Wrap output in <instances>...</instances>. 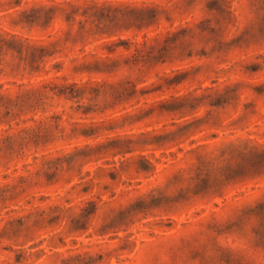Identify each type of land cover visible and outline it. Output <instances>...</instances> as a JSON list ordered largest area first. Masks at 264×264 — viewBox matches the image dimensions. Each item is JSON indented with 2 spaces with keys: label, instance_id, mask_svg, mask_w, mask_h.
I'll list each match as a JSON object with an SVG mask.
<instances>
[{
  "label": "rangeland",
  "instance_id": "374dc122",
  "mask_svg": "<svg viewBox=\"0 0 264 264\" xmlns=\"http://www.w3.org/2000/svg\"><path fill=\"white\" fill-rule=\"evenodd\" d=\"M0 264H264V0H0Z\"/></svg>",
  "mask_w": 264,
  "mask_h": 264
}]
</instances>
